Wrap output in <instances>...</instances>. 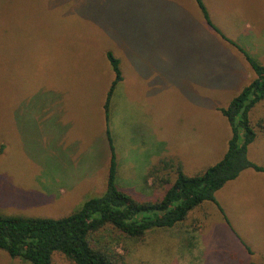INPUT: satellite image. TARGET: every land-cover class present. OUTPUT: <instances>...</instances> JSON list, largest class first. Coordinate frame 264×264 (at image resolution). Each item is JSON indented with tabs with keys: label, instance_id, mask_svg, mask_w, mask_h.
I'll list each match as a JSON object with an SVG mask.
<instances>
[{
	"label": "rangeland",
	"instance_id": "obj_1",
	"mask_svg": "<svg viewBox=\"0 0 264 264\" xmlns=\"http://www.w3.org/2000/svg\"><path fill=\"white\" fill-rule=\"evenodd\" d=\"M202 1L213 24L264 66V0ZM203 19L196 0H0V214L59 219L106 192L110 162L65 197L56 176L73 179V163L104 148L108 52L124 77L109 124L120 190L154 202L178 166L193 177L219 162L232 137L222 109L243 90L229 83L256 76ZM250 119L264 120V101ZM256 130L249 160L264 167ZM84 160L85 168L95 162ZM246 172L228 196V223L209 205L211 214L195 209L182 225L139 240L109 227L90 244L124 264H264V183L247 177L264 173ZM0 264L30 263L0 251ZM53 264L73 263L56 253Z\"/></svg>",
	"mask_w": 264,
	"mask_h": 264
},
{
	"label": "trees",
	"instance_id": "obj_2",
	"mask_svg": "<svg viewBox=\"0 0 264 264\" xmlns=\"http://www.w3.org/2000/svg\"><path fill=\"white\" fill-rule=\"evenodd\" d=\"M206 23L226 42L237 48L255 73V79L222 109L227 118L232 137L223 158L196 176H187L181 166L175 168V181L165 179L167 189L154 202H138L117 186V158L109 129L111 101L117 87L123 82L121 61L112 52L107 53L114 74L104 104L106 131L111 149L106 192L90 198L72 214L63 218L6 216L0 214V251L11 259H20L30 264H53L58 253L73 264H124L122 255L107 248H95L90 239L109 227L125 237L141 239L146 233L158 228H175L182 225L189 214L200 205L210 202L219 204L216 193L227 183L237 179L248 169L264 173V167L249 160V146L256 140L260 129L264 135V120L252 125L251 111L264 101V66L242 47L227 38L211 21L202 0H196ZM5 146H0V157ZM167 169L173 167L165 165ZM221 213L224 211L220 208ZM228 222L227 217L224 215Z\"/></svg>",
	"mask_w": 264,
	"mask_h": 264
},
{
	"label": "crops",
	"instance_id": "obj_3",
	"mask_svg": "<svg viewBox=\"0 0 264 264\" xmlns=\"http://www.w3.org/2000/svg\"><path fill=\"white\" fill-rule=\"evenodd\" d=\"M203 16V15H202ZM203 22L206 26H209L206 21L203 19ZM210 27V26H209ZM211 28V27H210ZM212 29V28H211ZM216 32V31H215ZM217 33V32H216ZM218 34V33H217ZM219 35V34H218ZM220 36V35H219ZM221 37V36H220ZM227 37V36H226ZM228 38V37H227ZM221 39L223 40V38L221 37ZM225 41V40H224ZM226 42V41H225ZM237 49V48H236ZM246 60V59H245ZM252 69V68H251ZM253 71V70H252ZM251 73L248 72L246 74H244L243 76L241 75V77H243V82L239 83L238 80L230 82L229 85L230 87L234 88V89H238L242 90L244 87H246L252 80L251 77ZM253 76V75H252ZM104 140V148H99L98 146H92L90 148H88L87 152L85 154H83L81 161L77 162V163H73V166H71L74 171H75V176L73 177V179L71 178H66L63 175H57L56 177L59 178L61 180L62 186L58 185L56 183V186H60V197L61 196H66L68 192L74 191L81 183H84L86 181H90L93 180V175H97L99 174L98 171L100 170H104L106 168V166L108 165V163L110 162V158H111V149H110V144L108 141V138L103 139ZM255 142V141H254ZM97 144V143H96ZM251 146V145H250ZM249 146V148H250ZM96 150V151H95ZM94 157L95 162H91L90 164L87 165V167H84L85 164V160L83 161L84 157ZM248 156H249V150H248ZM256 164V163H255ZM260 166V165H259ZM263 167V166H262ZM41 169V168H40ZM244 174H240L241 176H239L237 179H235L234 181H231L229 183H227L221 190H219L216 193V200L219 204V207L223 209L224 211V215H226V213H228V210L226 208V205L229 204V195L232 192H236V190L240 187L238 184H234L235 182L237 183V181H239V179L243 178V175H245V173H248L246 171L243 172ZM258 173V172H257ZM107 177H108V172H107ZM249 178L248 181L252 180L255 183H264V176H260L259 174H249V176H247ZM58 179V180H59ZM243 179H247V178H243ZM63 180V181H62ZM244 183V182H243ZM243 183L241 185H243ZM64 186V188H63ZM62 187V188H61ZM223 189H227V195L223 194ZM56 191V188L54 189ZM58 193V192H57ZM231 201V200H230ZM209 205H212L213 207H215L216 211L220 214V216L224 215L221 213L219 207L216 206V204L214 203H210V202H206L202 205L199 206V208L204 207L210 214V209H209ZM197 208V209H199ZM196 209V210H197ZM196 210L192 211L189 215H191L192 213H197L195 212ZM226 212V213H225ZM229 214V213H228ZM227 217V215H226ZM228 223V222H226Z\"/></svg>",
	"mask_w": 264,
	"mask_h": 264
}]
</instances>
